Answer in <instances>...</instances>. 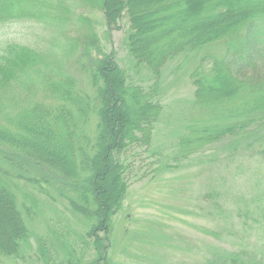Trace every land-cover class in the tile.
<instances>
[{
    "label": "trees",
    "instance_id": "trees-1",
    "mask_svg": "<svg viewBox=\"0 0 264 264\" xmlns=\"http://www.w3.org/2000/svg\"><path fill=\"white\" fill-rule=\"evenodd\" d=\"M256 1L261 4L242 5ZM242 3L149 0L140 7L137 0H0V264L19 258L29 245L27 224L37 206H22L15 190L28 184L46 185L49 197L78 221L85 246L92 247L89 264H109L114 218L129 189V165L121 157L151 143L163 106L155 86L134 84L116 54L101 47L95 12L108 39L127 18V53L135 68L147 69L155 80L175 59L196 58L194 98L206 113L181 139L177 159L226 139L231 145L259 142L264 40L255 29L264 38V0ZM202 15L203 21L191 23ZM23 24L39 29L20 34V42L8 37L7 29ZM31 37L35 41L28 44ZM40 245L45 255L43 240ZM205 264L264 261L242 252Z\"/></svg>",
    "mask_w": 264,
    "mask_h": 264
},
{
    "label": "rangeland",
    "instance_id": "rangeland-1",
    "mask_svg": "<svg viewBox=\"0 0 264 264\" xmlns=\"http://www.w3.org/2000/svg\"><path fill=\"white\" fill-rule=\"evenodd\" d=\"M148 1L137 0V4L142 7ZM258 4L242 3L245 9ZM93 17L100 24L96 30L101 47L116 54L134 84L147 90L155 86L163 106L151 143L131 147L121 157L129 165V189L114 218L109 264H205L208 259L242 252L264 261V131L259 132L257 143H253L255 138L240 139L237 147L236 142L231 145V139H226L204 152L177 159L181 139L206 113V106L195 103L194 98L191 74L196 58L175 59L155 80L147 69L135 68L127 53V18L108 39L102 15L95 12ZM205 18L202 15L191 23ZM36 29L39 27L35 25H15L7 29V35L20 42V34ZM255 34L264 40L259 28ZM32 41L35 39L31 37L28 44ZM42 188L28 184L15 189L21 205L37 206L36 215L27 224L29 245L19 258H7L3 264H46V260L49 264H67L68 259L72 264H89L92 247L85 246L78 221L72 219L63 203L49 197L46 185ZM208 194L213 197L208 198ZM40 240L45 255L39 251Z\"/></svg>",
    "mask_w": 264,
    "mask_h": 264
}]
</instances>
